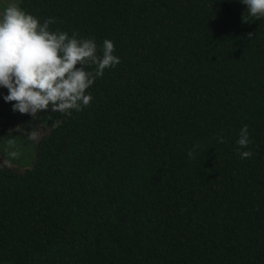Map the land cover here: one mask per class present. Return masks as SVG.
Wrapping results in <instances>:
<instances>
[{"label": "trees", "instance_id": "16d2710c", "mask_svg": "<svg viewBox=\"0 0 264 264\" xmlns=\"http://www.w3.org/2000/svg\"><path fill=\"white\" fill-rule=\"evenodd\" d=\"M20 5L121 62L90 105L48 109L34 165L0 164V264H264V18L241 0ZM8 91L0 145L32 118Z\"/></svg>", "mask_w": 264, "mask_h": 264}, {"label": "clouds", "instance_id": "9594fccd", "mask_svg": "<svg viewBox=\"0 0 264 264\" xmlns=\"http://www.w3.org/2000/svg\"><path fill=\"white\" fill-rule=\"evenodd\" d=\"M241 2L247 5L251 17L264 18V0ZM244 21L248 20L244 18ZM54 23V18H46L41 23L39 18L14 3L0 15V86L9 90L4 100L16 102L14 112L37 118L41 110L50 106L53 113L71 115V110L80 111L93 99L86 90L106 69L121 62L120 57L113 54V41L104 40L102 55H98L94 40L78 38V33L69 36L67 32L50 31L49 26ZM92 65L96 66L95 71H87ZM29 139H36L35 132ZM219 142H224L223 137ZM250 143L248 126L244 125L237 144L246 148ZM237 151L241 159L253 155L250 150L240 152L238 148ZM188 155L194 157V152Z\"/></svg>", "mask_w": 264, "mask_h": 264}, {"label": "rangeland", "instance_id": "374dc122", "mask_svg": "<svg viewBox=\"0 0 264 264\" xmlns=\"http://www.w3.org/2000/svg\"><path fill=\"white\" fill-rule=\"evenodd\" d=\"M20 2L21 0H0V15H2L9 4L14 3L21 7ZM7 90V88L0 86V95ZM56 125V119L47 109L41 110L37 118L32 117L20 126L7 132L0 145V164L3 167L16 171H24L27 167L34 165L38 156V142ZM32 132L36 134V139L34 140L29 139ZM10 141L13 143L10 144ZM13 152H16L17 155L12 156L11 153Z\"/></svg>", "mask_w": 264, "mask_h": 264}]
</instances>
